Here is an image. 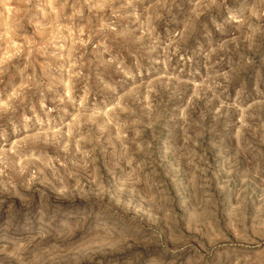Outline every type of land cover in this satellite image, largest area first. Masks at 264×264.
<instances>
[{"label": "rangeland", "instance_id": "rangeland-1", "mask_svg": "<svg viewBox=\"0 0 264 264\" xmlns=\"http://www.w3.org/2000/svg\"><path fill=\"white\" fill-rule=\"evenodd\" d=\"M0 264H264V0H0Z\"/></svg>", "mask_w": 264, "mask_h": 264}]
</instances>
